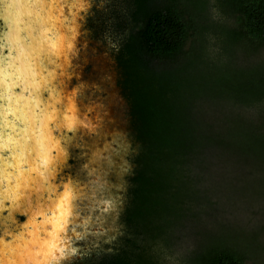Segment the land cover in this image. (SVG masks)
<instances>
[{
	"label": "trees",
	"instance_id": "1",
	"mask_svg": "<svg viewBox=\"0 0 264 264\" xmlns=\"http://www.w3.org/2000/svg\"><path fill=\"white\" fill-rule=\"evenodd\" d=\"M116 20L127 30L117 60L142 143L129 219L157 214L170 242L198 214L214 217L186 264H247L264 247L261 231L221 222L223 203L211 200L214 186L199 188L197 172L214 160L244 177L262 171L264 0H129ZM132 260L101 264H158Z\"/></svg>",
	"mask_w": 264,
	"mask_h": 264
},
{
	"label": "rangeland",
	"instance_id": "2",
	"mask_svg": "<svg viewBox=\"0 0 264 264\" xmlns=\"http://www.w3.org/2000/svg\"><path fill=\"white\" fill-rule=\"evenodd\" d=\"M29 1L31 2L33 0H28V2ZM35 1L39 2L40 0ZM66 1V3L70 5L73 0ZM56 3L59 6V1H55L54 4L56 5ZM128 3L129 0H90L89 6L91 7L88 6L86 9L88 11L84 13V31L80 38L81 42L80 40L78 41L81 46L79 47L78 45V48L75 50V47L71 48L72 46H68L69 44H66L65 41V49L64 47L61 48V52L65 54L62 60L65 67L68 66L67 62L70 60H75V62H77L75 63V70H80L78 67L81 65L83 66L87 61L93 63L92 69L91 65L88 64L85 70L86 73L83 74L84 76L75 82L71 100L72 102L73 99H75V103L72 102L70 108L72 110L75 104V111L73 109V115H71V117H66L64 124L71 127V129H74L76 126L75 132L76 130L82 131L81 137L75 136L73 145L82 146L81 140L84 138L87 145L91 148L90 160L96 165L86 170V179L84 178L85 176L78 177L76 175V178L66 181L67 183L64 184V188L62 187V191L69 186L68 189L74 192L73 205L71 204L67 211H64L65 213L63 212V217L60 218L55 225L50 223V221L46 222V228H48L49 231H47L44 238L38 236V232L39 234L41 233L39 229L42 227L44 230L45 227L42 222L37 221L40 215L36 216L34 224H28L29 228H31L29 229L31 236L29 239L27 238L19 241L17 247L21 250L20 252L15 251V253L21 257L26 253L27 261H24L25 264H43V257H46V259L51 262L50 264H101L103 261L118 255H126L133 259L132 261L149 255L155 258L158 264H186L187 257L192 254L197 244H200L202 239H204L206 218L207 221L211 218L204 216V214L201 216L198 214V217L196 216V218L189 222L190 224H188L186 229L181 231L177 229L176 236L170 242L167 241L165 234L159 232L164 222L161 219L162 217L157 214H143V217L131 220L128 217L129 212L131 213L136 205V200L132 193L133 184L131 179L137 169L136 161L142 152V143L134 127L129 98L122 84L123 73L117 60L119 48L126 37L127 30L125 27L121 28L117 26L116 19L119 17V19L122 20L126 17ZM12 5L11 3V9L2 10L0 12V17L3 18L6 23V37L8 40L10 59H13L15 64L20 60V67L15 70L16 72L18 71L17 74L15 72L16 76H18V80V78L23 76L24 71L29 70V60L27 57L33 55L35 50L37 53V50H40L41 46V48L47 47L43 44L47 37L43 36L40 30L37 31L38 28H30L27 34L23 33L24 37H26L23 39H27V45L22 43L23 40L19 32L20 28L15 23H13L11 28V19L8 20L4 17L6 15L9 17L11 15V12H13ZM27 9L30 14L31 8L28 7ZM52 9L55 8L52 7ZM211 11L213 14H217L216 9L212 8ZM11 18H14V16ZM52 18L53 20H58V22L61 20L60 14L59 18H56V13L52 15ZM32 19L33 17L31 16L30 23H33ZM41 20H43V18L38 19V22L40 23ZM62 22L63 21L59 22V28H64L68 24L67 22ZM35 31H37V33H35ZM56 35H58V33H56ZM32 37L33 39H31ZM51 54L54 55V53ZM58 70L61 72L58 73L53 71L52 74L49 75L48 80L49 82L56 83L57 85H55V88L57 87L60 89V83H63L65 80L63 79L64 73L70 76V73H75V70L74 72H66V69L62 66H59ZM3 71L4 70L1 71L2 74ZM0 77H2L3 81L6 80L4 74L3 76L0 75ZM60 77L61 80L55 82V80ZM36 81L38 82V79H36ZM26 83L27 81H25V84ZM13 84L14 83L11 81V85ZM5 85H10V82ZM75 89L77 90L76 93ZM84 89H86L85 92L81 94L80 97L77 96L79 95V91ZM52 93L54 94V92ZM31 96L32 94L30 97ZM33 96L34 99L37 98V95ZM30 97L25 100L24 104H21L24 106L18 105V109L20 113L23 114L22 108L25 107L29 116L32 117L30 119H34L36 118V115L33 113L34 108L32 105H27L32 103ZM77 102L82 107L81 110L87 111L93 108L95 111V123L92 124L94 125L91 124V116L88 118L85 113H78L79 108L76 106ZM22 116L24 117V114L21 115V117ZM103 118H105L104 125L102 124ZM55 119L59 120V124L57 125L60 126L62 118L60 119L58 116L55 117V114H50V120ZM41 120L42 122L32 129H35L36 132L34 133L33 145L34 148L39 150L42 159L44 157V159L47 158L48 160L50 154H56L58 152L57 147L60 146L61 140L68 151V146L71 144V141H74V138H66V140H63L61 139L63 137L59 136L60 134L55 135L52 132L49 133V129H45L44 126L43 121H45V119L41 117ZM125 127H129V133L123 131ZM86 136L90 138L85 139ZM21 138H23L22 135L19 139H15L14 142L17 143ZM123 138L124 141L122 140ZM47 142H50V144L53 142L55 143L53 144L54 152L51 151L48 145L44 147L41 145V143ZM119 142L120 144H118ZM24 155L25 153L23 156ZM13 156L17 157V154ZM121 161L122 164L120 163ZM41 162L40 160L29 161L27 165H23L22 167L25 166L28 169L32 165L34 167L36 166L38 169L39 163ZM75 167L77 168L75 173H77L80 165L78 164ZM4 168L5 167H3V172L6 173ZM261 169V172L254 175L252 174L253 176L248 174L244 177L242 176L244 172L243 169L240 171L234 170L232 165H226L221 160H214L209 170L206 169L204 173L203 171L202 173L197 172V174L202 176V181L200 178H197V183L199 184V188L202 186H206L207 188L210 185L214 186L215 191L212 194L211 200L219 204L223 203L224 206L223 211L219 213L218 216L221 222L242 227L246 231L260 230L259 241L264 242V188H260L259 186L251 188L252 185L250 184L254 178L256 183L262 182L264 179V165L261 166ZM15 171L14 173L18 176V171ZM125 173L127 181L124 184L123 177ZM22 175L25 174L22 173ZM203 175L207 178H203ZM260 177L262 178L258 181L256 178ZM104 181L105 183H103ZM249 184L250 187L248 188ZM14 187H16V184H14L11 189ZM11 189L7 188L8 192H4L6 191L4 190L3 194H8L9 197H12L16 192H11ZM75 190L79 191L76 196ZM105 191H107V193ZM57 194V190H55V192L51 194L52 198H56ZM96 199L97 201H95ZM198 210L201 211L200 205L198 206ZM213 218L214 217L210 219V222ZM79 233L81 235H79ZM30 241L34 244L33 247L36 246V248L30 247V249H27ZM38 244H40L39 247H37ZM3 246L5 247V245ZM55 248L58 249L55 250ZM17 259L22 260L20 257ZM247 264H264V247L259 251V254L251 257Z\"/></svg>",
	"mask_w": 264,
	"mask_h": 264
},
{
	"label": "water",
	"instance_id": "3",
	"mask_svg": "<svg viewBox=\"0 0 264 264\" xmlns=\"http://www.w3.org/2000/svg\"><path fill=\"white\" fill-rule=\"evenodd\" d=\"M3 3L5 4V6H2ZM8 4L9 3H6L4 0H0V12L2 10L4 11L8 9ZM44 23L45 29L51 32L49 33L50 36H52L55 32H58L56 26L53 25L50 20H47V22ZM6 35V23L5 20L0 17V75L3 76L4 74V76H6L5 81H3L2 77H0V250L3 249L7 252L6 254L0 252V264H3L4 262L8 264V261L10 262V260L14 261L18 254L13 256L11 254V250H13V253L15 251L20 252L21 249L17 247V243L21 240L30 238L31 232L29 233V229L31 228H29L28 224H30L29 222L34 218L35 215H37V211L35 210H37V208L39 207L38 203L42 205V208L46 207L47 211L52 212L50 211V208L53 206L50 202V198L52 197L51 193L55 192V190H57V193L61 192L62 187L64 188V184L67 183L66 181H68V179H74L76 178V175L78 177L85 176L86 170L89 169V167H94L96 165L90 160L91 148L89 147V145H87L84 138L81 140L82 146L73 145V143L75 142V136L81 137L82 131L76 130L75 132V127L74 129H67L65 124L59 127V125H57L59 124V120L55 119L48 123V126L50 125V128L52 130V133L55 135L60 134V137L62 135L63 140H66V138H74V141H71V144L68 147V158L64 161L63 164H60L58 167H56L57 173L52 179H45V183L40 180L41 184H43L42 188L39 187V185L41 184H38L37 187L33 190H22L17 199H14L16 201L13 202L9 198L8 194H3L4 190H6L4 192H8L7 188L9 189L15 184L14 182L17 175L14 173V171L21 170V168H18L17 165L19 164V162L23 163V160H17V158L13 156L19 151H14V147L16 146V143L14 142L15 139H19L21 135H24V133H22L24 132V129L28 128L29 130V126L34 127L40 124L42 122L41 117H43V119L47 121H50V114H55V117L58 116L60 119L63 118L64 115L68 114L71 103H75V99H73V101L71 102L73 90L75 88V82L84 76L83 74L86 73L85 70L88 64L91 65V69L93 66V63L91 61H87L83 64V66L81 65L78 67V69L81 68L80 70H75V60H70V64L65 67L63 65L64 62L61 61L60 57L56 58L55 55L50 53V38H47L43 44L47 46L48 52L43 56L39 55L37 57H34L33 55H31L34 60L28 63L29 70L24 71L25 75L23 74V76L18 78L17 80L18 76H16V74L18 71L16 72L15 70L20 67V60L17 62V64H15L14 60L10 59L9 46ZM20 36L23 40L22 43H25L27 45V39H23L26 37H24L22 33H20ZM43 36H49L48 32L44 33ZM59 66L65 68L66 72H74L75 70V73H71L70 76L64 73L63 79L65 80L63 81V83H60V89L57 87L55 88V85H57L56 83L48 82L49 75L52 74L53 71L58 73L61 72L58 70ZM2 70H4L3 74L1 72ZM33 73L38 76V80L41 79L40 76L47 77V79L43 78V81L41 82V84H39L38 89L34 88V85L32 84H29L31 86L28 87H26L25 84V81H34L35 78L33 76ZM10 76H12V79H10ZM16 80L19 85H5L6 83L11 81L13 83H16ZM57 80L60 81L61 77L56 79L55 81L57 82ZM85 90L86 89L80 90L78 93L79 95L77 96L80 97L81 94L85 92ZM22 92H25V94H23ZM52 92H54V94L51 95ZM22 94L23 97L19 98V96H21ZM31 94L37 95L35 102L31 104L34 106L35 104H37V108L34 107L33 109V113L36 115V118L30 119L31 117L29 116L25 107L22 108L24 118H19L20 112L18 109V105H20L21 103L24 104L25 100L29 98ZM76 106H78L79 108V114L85 113L88 118L91 116V124L95 123V111L93 110V108L87 111L81 110L82 107L80 106V104H78V102L76 103ZM72 108L75 111V104ZM127 121L129 122L128 118ZM102 122V124L104 125L105 118H103ZM128 128L129 127H125L123 131L128 132ZM87 138L90 137L86 136L85 139ZM20 143L21 141L17 143V149L21 148ZM60 147H64V143L62 140L60 143ZM78 164L80 165V167L78 168L79 171L75 173L77 169L75 166ZM3 167H5L4 169L6 173L3 172ZM126 173L123 177L124 184L127 181ZM35 178H37L35 177V175H31L28 178V182L31 183L30 181H33ZM84 178L86 179V176ZM37 221H43L41 214L40 218H37ZM39 230L41 232L40 234L38 232V236H40V238H44L47 234V231H49V229L46 227H44V230L42 229V227ZM3 245H5V247ZM28 245L29 246L27 247V249H30V247L32 248L34 244H32V242L30 241ZM39 245L40 244H38L37 247H39ZM33 248H36V246H34Z\"/></svg>",
	"mask_w": 264,
	"mask_h": 264
},
{
	"label": "bare ground",
	"instance_id": "4",
	"mask_svg": "<svg viewBox=\"0 0 264 264\" xmlns=\"http://www.w3.org/2000/svg\"><path fill=\"white\" fill-rule=\"evenodd\" d=\"M6 3H9L8 4V9H11V3L13 4L12 7H13V12H11V15L9 17L4 16L5 18H7L8 20L11 19V28H12V25L13 23H15L19 28H20V33H26L29 31V29L31 28H38L37 31H41V33H46L48 32V35L47 38H50V43H49V48H50V52L51 53H54L55 57L58 58L60 57L61 58V61L63 60V57H64V52L62 53L61 52V48L64 47L65 49V46H64V42L66 41V44H69L68 46H72L71 48H74L75 47V50L78 48V41L80 40L81 42V36L83 35V27H84V19H85V11H88L86 10L89 6V1L90 0H73L72 3H70V5L68 3H66L67 1L66 0H40L39 2H36L35 0L33 1H29L28 0H4ZM55 1H59V6L58 4L56 3V5L54 4ZM70 1V0H69ZM2 6H5V4L3 3ZM30 7L31 9V16L33 17V23H30V14L28 13V7ZM27 7V8H26ZM52 7H54L55 9H52ZM91 7V6H89ZM66 9H67V13H66ZM90 9V8H89ZM56 13V18H59V14H60V21H63V22H67L68 24L66 25V27H61L59 28V22L58 20H53L52 18V15ZM59 13V14H58ZM65 13V14H64ZM7 14V13H5ZM64 15V16H63ZM12 16H14V18H11ZM17 16V17H16ZM47 19H45L46 17ZM43 18V20L40 21V23L38 22V19H41ZM45 19V20H44ZM52 19V20H51ZM28 20V22H27ZM47 20H50L51 23L53 25L56 26V29L58 32H55L52 36H50L49 32L47 29H45V26H44V22H47ZM62 22V23H63ZM40 25V26H39ZM52 27V26H51ZM59 29V30H58ZM50 30V29H49ZM37 31H35V33H37ZM46 31V32H45ZM60 31V32H59ZM56 33H58V35H56ZM12 36V35H11ZM29 38V37H28ZM33 39V37L31 38ZM41 39V38H40ZM41 42V41H40ZM68 42V43H67ZM33 43V42H32ZM65 44V45H66ZM81 46V45H80ZM30 47V46H29ZM42 47V46H41ZM40 47V50H37V53H36V50L34 51L33 53V56L34 57H37V56H43L45 53H47V47L45 48H41ZM70 48V47H69ZM37 49V48H36ZM84 49V47H83ZM82 50V49H80ZM29 51V50H28ZM69 52V51H68ZM25 53V52H24ZM31 53V52H30ZM84 53V52H83ZM37 54V55H36ZM23 55V54H22ZM80 55V54H79ZM15 57V56H14ZM23 57V56H22ZM21 57V58H22ZM31 56L27 57L29 62H32L31 59L34 60V58L31 57ZM76 58V57H75ZM15 59V58H14ZM79 59V58H78ZM16 60V59H15ZM83 61V60H82ZM28 62V63H29ZM81 62V61H80ZM84 62V61H83ZM77 63V62H75ZM70 64V61L67 62V65ZM25 65V64H24ZM76 68V67H75ZM34 69V68H33ZM81 69V68H80ZM4 72V71H3ZM71 74V73H70ZM11 75V74H10ZM33 76H34V81H27V85L26 87L30 86L29 84L32 83V85L34 84V87L35 88H39V84H41V82L43 81V78H46V76H40V80H38V82L36 81L37 79V75L33 73ZM57 77V76H56ZM6 79V78H5ZM10 79H12V76H10ZM17 81V80H16ZM49 82V81H48ZM56 82V81H55ZM22 83V82H21ZM15 84V83H14ZM13 84V85H14ZM16 84H18L16 82ZM38 84V85H37ZM10 85H11V82H10ZM19 85V84H18ZM76 89H75V93H76ZM23 94H25V92H22ZM23 94L21 96H19V98H22L23 97ZM53 94V93H52ZM76 95V94H75ZM22 100V99H20ZM30 100L32 103L35 102L36 99H34V96L32 94V96L30 97ZM27 103V102H26ZM31 103V104H32ZM22 104V103H21ZM20 104V105H21ZM31 104H27V105H31ZM21 106H24V105H21ZM32 107H37V104L32 105ZM71 108V106H70ZM18 112V111H17ZM20 112V110H19ZM21 114L19 115V118H24L23 116L21 117ZM71 115H73L72 113V110L69 109V113L66 114L64 116V118H62V123L61 125L64 124V121L66 119V117H71ZM32 118V117H31ZM110 119V118H109ZM51 121L53 120H45L44 121V126H45V129L48 128L49 129V133L52 132L51 128H50V125L48 126V123H50ZM61 125L59 127H61ZM66 125V124H65ZM35 127V126H34ZM67 129H71V127L69 126H66ZM33 127H30L29 126V130L28 128L24 129L22 133H24L23 135V139L21 138V148L20 149H17V142L16 143V146L14 147V151H17V160H23L21 162H19V164L17 165L18 168H21V170L18 171V176L15 178V184H16V187L14 188H10L11 189V192H16L12 197L10 196L9 198L13 201H16L14 199H17L18 195L21 194V191L24 190V191H28V190H33L34 188L37 187L38 184H41V181L43 183H45V179L49 180V179H52L54 177V175L57 173V169L56 167H58L60 164H63L64 161L68 158V151H67V147L64 146L63 148L58 146L57 149H58V152L56 154H50L49 156V159L47 160L42 159L41 157V154L39 152L38 149L34 148V133L35 132V129H32ZM75 129H76V126H75ZM110 133V132H109ZM108 133V134H109ZM113 133V132H112ZM111 133V134H112ZM49 135V134H48ZM62 136V135H61ZM48 137V136H47ZM119 137V136H118ZM59 138V137H58ZM104 138V137H103ZM111 138V137H110ZM115 138V137H114ZM62 139V138H61ZM124 141V138L122 139ZM55 141V140H54ZM31 142V143H29ZM103 142V141H102ZM106 142V141H105ZM104 142V143H105ZM101 143V142H100ZM125 143V142H124ZM53 144H55L54 142L52 144H50V142H47V143H41V145L46 146L48 145L50 148H51V151L54 152V146ZM120 144V142L118 143ZM104 145V144H103ZM47 146V147H48ZM69 147V146H68ZM103 147V146H102ZM101 147V148H102ZM108 147V146H107ZM112 148V147H111ZM100 149V148H99ZM103 149V148H102ZM109 149V148H108ZM107 149V150H108ZM116 149V148H115ZM101 151V149H100ZM107 152V151H106ZM25 153V155L23 156V154ZM112 154V153H111ZM117 154V153H116ZM107 155V154H106ZM118 155V154H117ZM105 156V155H104ZM102 157V156H101ZM106 157V156H105ZM103 158V157H102ZM42 161L41 163H39V167L37 169V167L35 166H30L28 169L24 166V168L22 167L23 165H27V163L29 161ZM106 160V159H105ZM113 160V159H112ZM26 161V162H24ZM111 161V160H110ZM46 162V163H45ZM102 162V161H101ZM104 163V161H103ZM108 163V162H107ZM113 163V162H112ZM122 164V161L120 162ZM38 164V163H37ZM101 164V163H100ZM99 165V164H98ZM113 165V164H112ZM105 166V165H103ZM91 169V168H90ZM102 171V170H101ZM108 172V171H106ZM25 174V175H22ZM107 174V173H106ZM31 175H35V178L33 181H30L31 183L28 182V178L31 176ZM40 177V178H39ZM95 178V177H94ZM99 179V178H98ZM41 180V181H40ZM102 181V179H101ZM105 183V181L103 182ZM105 185V184H104ZM40 188L43 187V184L39 185ZM69 186H67V189H65L64 191L62 192H59L56 196V198H50V202L51 204L53 205L51 208H50V211L52 212H49L47 211V208L46 207H41L42 205L40 203H38V208L37 210V215H42V218H43V221H42V224L46 227V222H49L50 223H53V225H55V223L63 217L64 213L67 211V209L70 207V205L72 204L73 202V195H74V192L71 191V189H68ZM108 188V187H107ZM53 189V188H51ZM89 190V189H88ZM95 190V189H94ZM93 191V190H92ZM78 192L77 190H75V196L76 194L78 195ZM107 193V191H105ZM4 193V192H3ZM13 194V193H12ZM18 194V195H17ZM52 194V193H51ZM93 195V193H92ZM88 199V198H87ZM94 199V198H93ZM101 199V198H99ZM106 200V198H105ZM97 201V199L95 200ZM93 202V201H92ZM100 203V202H99ZM87 204V203H86ZM94 204V203H93ZM73 205V204H72ZM83 205V204H82ZM95 205V204H94ZM88 206V205H87ZM107 206V205H106ZM108 207V206H107ZM78 208V207H77ZM95 208V207H94ZM92 208V209H94ZM47 211V212H46ZM65 211V212H64ZM79 211V210H78ZM64 212V213H63ZM84 212V211H83ZM51 213H52V216H51ZM50 214V216L48 215ZM34 216V218L29 222V223H33L34 224V219H36V216ZM72 215V214H70ZM74 215V214H73ZM75 216V215H74ZM90 216V215H89ZM72 217V216H70ZM84 217V216H83ZM74 218V217H73ZM84 221V220H83ZM82 222V221H81ZM89 222V220H88ZM86 224V222H85ZM99 224V222H98ZM62 225V224H61ZM60 226V225H59ZM72 226V225H71ZM105 226V225H104ZM36 227V226H35ZM67 227V226H66ZM65 227V228H66ZM86 229V228H85ZM90 229V228H89ZM74 231V230H73ZM80 231H83V230H80ZM72 232V231H71ZM87 232V231H86ZM64 233V232H63ZM66 233V232H65ZM78 233V232H77ZM36 234V232H35ZM70 234V232H69ZM84 234V233H83ZM79 235H81L79 233ZM68 236V235H66ZM62 237V236H61ZM39 238V237H38ZM40 241V240H39ZM62 241V240H61ZM51 243V242H50ZM65 243V242H63ZM60 247V246H59ZM61 248V247H60ZM54 249V248H53ZM58 248H55V250H57ZM66 251V250H65ZM0 252H3V254H6L7 252L4 251L3 249L0 250ZM65 253V252H64ZM11 254L13 256L17 255L15 252L13 253V251L11 250ZM18 257H20L22 260L20 259H17ZM60 257V256H59ZM58 260V259H56ZM24 261H27V255L26 253H24V256L21 257L20 255H17V257L13 260H10V262L8 261V264H25ZM60 261V260H59ZM1 262V260H0ZM51 262H49L48 259H46V257H43V264H50ZM3 264H6L5 262Z\"/></svg>",
	"mask_w": 264,
	"mask_h": 264
},
{
	"label": "snow or ice",
	"instance_id": "5",
	"mask_svg": "<svg viewBox=\"0 0 264 264\" xmlns=\"http://www.w3.org/2000/svg\"><path fill=\"white\" fill-rule=\"evenodd\" d=\"M46 163V162H45Z\"/></svg>",
	"mask_w": 264,
	"mask_h": 264
}]
</instances>
